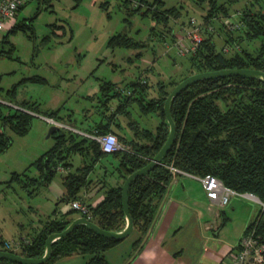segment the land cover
I'll return each instance as SVG.
<instances>
[{
	"label": "trees",
	"instance_id": "1",
	"mask_svg": "<svg viewBox=\"0 0 264 264\" xmlns=\"http://www.w3.org/2000/svg\"><path fill=\"white\" fill-rule=\"evenodd\" d=\"M28 1L19 5L17 10ZM40 1L48 4L50 2V0ZM132 1L123 0L127 11L149 14L157 22L163 24L161 28H156L157 23L153 25L151 27L153 33L171 32L172 26H168L169 21L175 22L181 16V10L177 6L163 7L164 0H135L134 4ZM194 1L202 9L206 7L200 15L205 23H211L214 18L228 17L230 15L229 5L237 0H227V3L217 0ZM253 2L249 0L245 3L246 6L239 13V24L235 27L238 33L233 36L232 30L226 29L224 41L232 44L243 37L249 40L258 38L260 45L256 53H252L246 47H239L227 53L217 47L211 31L206 29L208 34L196 44L194 51L186 54L192 69L202 71L249 67L264 70V8L249 7L248 4L253 5ZM34 16L20 19L7 30L1 42H9L10 46L8 49H0V55L10 56L9 52L14 48L9 34L17 30L27 32L28 29H32L33 33L31 19ZM187 24L188 22L185 26ZM222 24L225 25L224 22ZM170 37L171 43L174 42L175 34L171 33ZM161 39L164 40V35ZM145 43L146 40L137 39L125 32L114 33L108 39V45L112 48L115 46L139 48ZM142 54L143 50L139 49L134 57H140ZM132 57L128 59L131 60ZM139 74L140 72L138 76L135 75L126 83L128 87L127 91L125 90L126 94L121 92L122 88H117L116 81L100 79L99 91L96 95L99 107L97 111L103 113L106 119L103 120V117H100L101 119L94 120L88 127L83 128L98 133L114 132L110 126L111 123L121 125L114 121V116L120 113L129 117L131 111L127 105L133 100L137 101L140 111L153 112L158 117L154 128L140 126L136 120L128 121V127L133 135L127 138L123 133L117 134L124 148L111 152L119 160L110 172L116 171L120 179L115 184L108 181L102 183L100 187L103 196L94 205L84 202L90 210L89 219L107 230H118L124 226L125 214L121 184L132 170L148 163L165 142L168 135V122L163 111V102L170 89L183 78L172 79L168 82L159 80L157 94L146 97L148 84L140 79ZM23 79L44 81L45 78L32 75ZM168 85L171 86L170 89L167 88ZM1 88L0 86V90ZM15 89L16 84H13L6 93L7 101L17 107L6 113L0 111V152L11 143L4 128L8 126L18 134L25 133L30 127L33 112L71 122L68 115L58 114L59 108L41 110L36 101L28 99L16 102ZM112 103H115L113 110L111 109ZM170 115L175 124L173 142L162 156L161 161L133 178L127 189L128 210L133 220V229L139 233L133 243L134 246L141 240L157 214L160 199L172 178L167 167L169 163L193 174H214L225 185L240 192H252L264 202V80L244 74L213 76L196 80L182 88L173 97L170 103ZM50 135L55 137L54 144L33 161V165L39 172L38 177L30 176L25 170L14 171L12 177L20 178L24 185L35 181L47 183L56 171L61 169L60 167L70 166L68 156L71 152H77L82 155L83 161L84 157H88L89 162L72 170L67 168L68 170L62 175L64 192L59 200L68 202L73 199L80 200L78 192L81 187H87L93 182L89 172L94 163L108 152L102 151L98 142L92 138L65 127L53 130ZM21 175L24 178H21ZM53 212L55 213V209ZM73 213L79 212L70 207L64 213L53 217L48 215L38 231L29 237L28 243L23 244L18 250L10 249L6 244L1 249L11 250L27 257L40 256L44 252L47 235L61 231L74 218ZM255 222L264 240V208L258 210L247 226ZM120 239L105 236L87 224L79 223L70 232L51 242L49 258L41 264H50L62 256L73 253L87 255L85 264H111L104 256V251ZM0 264L26 263L0 256Z\"/></svg>",
	"mask_w": 264,
	"mask_h": 264
},
{
	"label": "rangeland",
	"instance_id": "2",
	"mask_svg": "<svg viewBox=\"0 0 264 264\" xmlns=\"http://www.w3.org/2000/svg\"><path fill=\"white\" fill-rule=\"evenodd\" d=\"M134 1L133 3L136 2ZM217 1L227 3V0ZM248 1H235L229 5L228 17H217L211 23H205L200 14L206 7L202 9L194 0H164L163 7L177 6L181 10V16L175 22L169 21L171 32L159 34L153 33L151 27L157 23L156 28H161V22H157L149 14L130 13L125 9L123 0H50L49 4L29 0L20 8L18 17L35 15L31 19L33 33L28 28L27 32L17 30L12 33L9 39L14 45L11 50L13 58L0 56V111L6 113L17 107L7 101L6 93L7 89L16 84V102L23 99L36 100L41 110L59 107L60 115L70 116L71 122L83 129L94 119L105 117L97 111L99 107L96 95L100 79L116 81L117 88H122L121 92L126 94V83L135 75L138 76L139 72L140 79L148 84L145 96L152 97L157 94L159 80H178L195 72L189 65L186 54H181L178 47L172 44L174 42L170 41L171 33L183 34L182 27L190 17L199 22L201 36L207 35V30L211 31L217 47L223 51L230 53L239 47H246L256 53L260 45L258 38L249 40L243 37L232 44L224 41L226 29L232 30L233 36L238 32L235 30L237 26L229 28L223 25V19L229 18L239 24V13ZM253 1V5L248 4L249 7L264 8V0ZM117 32H125L137 39L146 40V43L139 48H112L108 45V39ZM162 35L164 40L161 39ZM186 40L184 39L185 43ZM2 47L7 49L9 44L4 42L0 44V48ZM139 49L143 50L142 56L134 57ZM128 57L132 59L129 60ZM32 75H40L45 79H23ZM167 88L170 89L171 86L168 85ZM127 107L131 112L129 117H120L122 123L136 120L140 126L154 128L158 117L153 112L140 111L136 100ZM42 116L40 112H33L30 127L23 134L14 132L8 126L4 128L11 143L0 152V248L7 241L19 240L21 235L27 237L28 234H33L35 225L43 222L48 215L53 217L56 214L53 212L56 200L46 197V184L35 181L24 185L20 178L12 177L14 171L24 170L30 176L38 177L39 172L33 161L55 142V137L48 134L50 123ZM124 132L127 136L131 135L128 127ZM116 159L118 158L111 152L101 156L90 176H101L104 167L108 168L109 173L112 168L109 162L113 160L116 163ZM68 160L71 162V169L89 162L88 157H84L83 161L82 155L77 152H71ZM61 174L56 172L54 178L60 179ZM20 177L24 178L23 175ZM235 196L240 198V203L236 204L232 212V227L239 229V223L246 217L248 207L257 212L261 204L254 198ZM224 209L229 212V204ZM132 234H128L126 238H130ZM230 234L226 229L221 231V236ZM225 261L230 263L229 258Z\"/></svg>",
	"mask_w": 264,
	"mask_h": 264
},
{
	"label": "crops",
	"instance_id": "3",
	"mask_svg": "<svg viewBox=\"0 0 264 264\" xmlns=\"http://www.w3.org/2000/svg\"><path fill=\"white\" fill-rule=\"evenodd\" d=\"M20 8L16 11L14 17L4 22V26L0 29V44L4 43L1 42V40L7 30L15 22L22 19L18 17ZM11 34H9V36ZM0 49L4 48L2 47ZM9 53L10 56H0L13 58L11 52ZM36 103L38 106L40 105L37 101ZM114 104L115 103H112L113 106ZM111 109L113 110L112 107ZM122 115L123 114L117 113L113 118L115 122L121 123L120 126H117L115 123H111L110 126L116 135L123 133L127 138H130L133 133L127 124L129 120L126 123H122V120H120ZM101 118L94 120H99ZM104 118L106 119V117L102 119L105 120ZM90 124L92 123H89L87 127ZM127 127L131 131V135L129 136L124 132ZM97 161L94 163L91 171L95 169ZM116 161V163H114L113 160L109 162L112 168L118 163V159H116ZM60 168L61 169L56 171L62 173L60 179H56L53 176L47 183H42L46 184L44 185L47 191L46 197L51 200H56V205L53 207L55 209V215L64 213L70 209L69 202L59 200V197L62 196L64 192L62 175L68 170L67 168L70 170L72 169L70 166L67 168ZM104 168V172L101 176L91 177V171L89 172V176L93 179V182L87 187H81L79 190L78 193L82 202L94 205L103 196L100 187L101 184L106 181L115 184L120 179L116 171L113 173L109 171L108 173V168ZM102 177L104 178L102 179ZM239 203L240 198L235 195H232L229 202L223 205L211 201L206 196L199 180L188 175L178 174L169 181L160 199L159 208L152 224L136 246H134L133 243L139 233L137 230L132 229L130 233H133V236L128 239L126 238L127 236L121 238L116 244L104 251V256L111 264H229L225 259H230V253L236 250L238 240L244 232L245 227L258 212L248 207L246 217L242 218L239 223V229L236 226L233 228L232 212L236 204L238 205ZM228 204L230 206L229 212L224 209ZM72 215L75 217L80 214L73 213ZM227 223H229V226H227ZM41 224L42 222L39 225H35L33 228L34 232L38 231ZM23 227L24 226H22V228ZM223 229L230 232V236H221V231ZM210 230H212V233ZM30 234H28V236H30ZM86 259L87 255L85 254L73 253L62 256L50 264H85Z\"/></svg>",
	"mask_w": 264,
	"mask_h": 264
},
{
	"label": "built area",
	"instance_id": "4",
	"mask_svg": "<svg viewBox=\"0 0 264 264\" xmlns=\"http://www.w3.org/2000/svg\"><path fill=\"white\" fill-rule=\"evenodd\" d=\"M26 0H0V29L4 26V22L15 16L19 5ZM135 2V1H134ZM132 4L133 1H132ZM223 22L225 26L234 28L238 26L229 18H224ZM183 34L181 32L175 34L174 45L178 47V51L181 54H188L194 51L196 44L201 40L200 34L201 26L197 22L196 18L190 17L187 26L182 27ZM187 39L188 42H184ZM48 123H54L65 127L70 130L76 131L84 136L92 138L97 141L99 147L104 152H113L118 149L124 148L122 142L119 141L117 135L112 131L98 133L94 131H87L80 129L75 125H71L68 122L59 120L52 116H42ZM172 177L178 174L188 175L196 178L200 181L206 196L214 202L220 205L226 204L232 195H243L246 197L257 199L261 204V209L264 208V202H262L254 193L244 191L240 192L234 188L225 185L220 178L211 173L193 174L185 170H182L172 163L167 164ZM70 207L77 210L81 215L83 214L87 218L90 216V210L88 206L79 199H73L69 202ZM29 237L21 236L19 240L7 241L6 245L13 250L19 249L23 244L29 242ZM229 264H263L264 263V240L261 233L258 231L257 223H253L244 229V232L238 240L236 250L230 253Z\"/></svg>",
	"mask_w": 264,
	"mask_h": 264
},
{
	"label": "water",
	"instance_id": "5",
	"mask_svg": "<svg viewBox=\"0 0 264 264\" xmlns=\"http://www.w3.org/2000/svg\"><path fill=\"white\" fill-rule=\"evenodd\" d=\"M230 74H244L252 77H257L264 80V70L256 69V68H249V67H228V68H220L215 70H202V71H195L182 79H180L169 91L166 95L164 102H163V111L168 122V135L166 137L165 142L159 148L157 153L149 160L148 163L143 165L140 168L132 170L129 174L126 175L122 184H121V196H122V205L123 211L125 214V224L122 228L118 230H107L99 227L96 223L91 221L84 215L75 216L61 231L58 232H51L47 235L45 240V249L42 255L36 257H27L18 254L17 252L11 250H5L0 248V256L12 258L14 260H18L24 262L26 264H41L45 262L50 255L51 252V242L56 238L63 236L70 232L76 224L84 223L88 226L94 228L97 232L114 238H124L127 236L133 229V220L128 210V203H127V189L132 181L137 175L144 173L151 169L154 165L159 163L162 159L164 153L168 150L171 143L175 137V124L173 119L170 115V103L173 97L184 87L188 86L190 83L203 79L206 77H213V76H223V75H230ZM67 122V121H66ZM69 124L74 125V123L69 122ZM60 125L51 123L48 128V134H50L53 130L58 129ZM264 264V263H263Z\"/></svg>",
	"mask_w": 264,
	"mask_h": 264
},
{
	"label": "flooded vegetation",
	"instance_id": "6",
	"mask_svg": "<svg viewBox=\"0 0 264 264\" xmlns=\"http://www.w3.org/2000/svg\"><path fill=\"white\" fill-rule=\"evenodd\" d=\"M7 246V245H6ZM1 247H3V246H1ZM8 247V246H7Z\"/></svg>",
	"mask_w": 264,
	"mask_h": 264
}]
</instances>
